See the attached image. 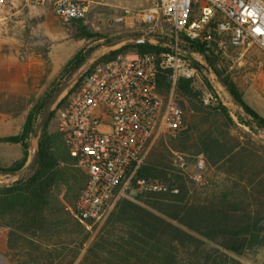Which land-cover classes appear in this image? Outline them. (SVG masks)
Listing matches in <instances>:
<instances>
[{
	"label": "built area",
	"instance_id": "obj_1",
	"mask_svg": "<svg viewBox=\"0 0 264 264\" xmlns=\"http://www.w3.org/2000/svg\"><path fill=\"white\" fill-rule=\"evenodd\" d=\"M5 1L0 0V10ZM45 1L23 0L31 6ZM88 10L89 0H54L52 5L53 14L63 23L85 19ZM131 16L142 17L148 31L156 33L147 42L161 50H125L95 64L79 86L56 104V128L86 174L72 208L84 224L98 220L110 202L126 196L127 190L179 192L169 181L135 176L157 135L175 136L187 129L175 96L179 79L201 85L204 106L225 104L221 94L203 81L204 54L232 62L255 47L264 56V0H155L145 10L125 8L113 20L122 23ZM191 42L201 49H191ZM258 64L264 66V59ZM160 69L169 72L168 97L157 87ZM174 164L186 169V155L176 153ZM194 166L190 176L197 184H205L204 161L197 158Z\"/></svg>",
	"mask_w": 264,
	"mask_h": 264
},
{
	"label": "trees",
	"instance_id": "obj_2",
	"mask_svg": "<svg viewBox=\"0 0 264 264\" xmlns=\"http://www.w3.org/2000/svg\"><path fill=\"white\" fill-rule=\"evenodd\" d=\"M80 21L69 22L75 23L76 33L73 38L96 36ZM128 48L139 52L161 50L160 46L149 42H134L104 54L93 66ZM190 48L201 49L200 45L194 42H191ZM93 50L81 48L74 53L29 109L21 130L16 134L0 136V143L19 144L22 151V156L10 165L0 163V174L15 175L26 163L29 170L27 177L18 179L11 185L0 186V226L11 229L13 227L14 230L23 228L24 231H29L28 235L32 237L31 241L37 247L36 250H46L48 247V244L38 238L52 236L54 230L59 237L64 233L65 226L69 225L68 222L64 223V218L69 215L65 211V205L57 197L49 196L47 193L53 182L37 184L41 174L57 167L60 159L65 160L70 157L74 160L61 140L58 141V146L49 143L51 138L48 136V124L54 112H47V107L56 100L62 85L85 63ZM204 55L214 75L229 93L233 102L250 117L245 119L237 112V119L253 131L264 129V118L244 101L242 92L235 82L215 66L217 59L210 54ZM81 79L82 77L73 89L79 86ZM157 87L164 96L168 94L170 89L168 70H159ZM176 94L187 98L192 103L196 100V90L186 79L178 80ZM65 99L66 96L62 97L57 105ZM179 103L182 105L180 101ZM199 103V106L193 104L196 110H212L213 112L220 110L227 121L233 122L225 106L220 104L216 107H206ZM18 112L14 111V113ZM38 119H40L37 126L40 142L33 156L29 158L31 139L37 135ZM219 126L223 131V125ZM186 131L187 129L182 133ZM211 133L209 132L205 137L209 141H205L204 146V150L210 152L216 149L210 138ZM146 162L144 160L139 166L135 178H155L161 172L158 167H163L162 163L158 166V164L152 165ZM67 184L68 182L65 183ZM257 185L260 186L258 192L261 199L258 200L254 214L244 212L239 217L231 214L230 208H234V205L213 201L189 202L184 200L181 192L177 194L137 192L136 200L121 196L114 202V208L107 218L106 224L111 226L85 249V253L75 264H209L212 261V252L205 248L209 242H216L223 250L234 254H242L249 247L264 246V226L261 216L264 211V178L258 181ZM67 190L63 194L64 199L67 198ZM72 226H74L72 233H76L72 241L77 247L73 252V258L67 264H73L85 241L79 238L80 223L74 221ZM9 235L8 246L12 247V241L18 235L12 232ZM183 253H187L186 260L182 258Z\"/></svg>",
	"mask_w": 264,
	"mask_h": 264
},
{
	"label": "rangeland",
	"instance_id": "obj_3",
	"mask_svg": "<svg viewBox=\"0 0 264 264\" xmlns=\"http://www.w3.org/2000/svg\"><path fill=\"white\" fill-rule=\"evenodd\" d=\"M155 0H152V4ZM54 0H46L43 5L50 10V15L43 20L41 25H47L52 31L58 30L60 32L65 31L69 39L80 40V45L76 52L81 48L94 49L91 55L87 58L85 63L70 76L69 79L62 85L56 100L47 107V112H54L49 124H48V136L51 138L49 143L53 146H58V141L63 142L62 136L56 128L55 110L58 100L67 96L72 92L76 82L90 70L93 64L110 51L116 50L121 46L131 45L136 40L147 39L151 36H155L156 33L148 31L146 24L142 22V17H128L125 22L118 23L110 18L108 12L100 8L99 4L91 3L89 0V10L85 19L80 22L87 27V29L95 33L96 36L92 38L77 39L73 38L76 33L75 23H63L57 16L53 14L52 5ZM151 4V5H152ZM31 6V5H30ZM40 6V5H39ZM32 27H36V24H31ZM42 30V28H41ZM43 32H39L38 38L43 39ZM45 36V35H44ZM33 46V45H29ZM128 48L127 50H132ZM75 52V53H76ZM251 52V53H249ZM249 58L241 57L240 59L220 62L217 60L216 67L222 70L224 75L229 76L232 80L234 78L244 77L245 73L255 72L257 70L264 69V66L258 64L259 59H264L263 54L255 47L249 51ZM31 54H40L38 60L40 64H35L32 61V65L27 68H21L20 66L12 65L7 68L9 73H5L6 77H9L12 81V90L10 92L0 94V116L3 114L6 117L5 120L0 118V134L10 135L18 133L25 121V117L36 102V100L44 93L49 87L50 83L57 77L65 63L67 61H60V64L53 66L50 56L46 51H33L29 49L27 51V61L30 63ZM245 54V55H246ZM33 57V56H32ZM19 62V60H12V63ZM233 63V64H232ZM201 75L206 86L213 90L218 91L221 94V98L225 103L226 111L229 115H233L235 121L229 122L225 118L224 114L219 110L213 112L212 110H196L193 104L199 106L201 85H193L196 90V100L192 102L187 98L175 96L182 103V111L185 122L188 126L185 133L179 135H171L169 133H161L157 135L148 147V153L145 158L146 163L156 165L162 163L163 167H158L161 171L156 179L166 180L176 185L179 188V192L183 194L184 200L189 202H219L229 203L235 207L230 208L233 216H240L244 212L254 214L257 208L258 200L261 199V195L258 190L260 188L256 183H249V176L251 172H246L245 177H229L216 170H212L205 163V159L200 155L203 151V138L211 132L212 128L217 131V126L223 125V129L228 133H233L235 136L241 138L244 142L254 141L257 144L256 147L260 148L262 154H264V129H258L257 131L251 130L247 125L241 123L236 116L238 112L236 107L228 103L230 97H227L219 90V81L214 75L211 67L204 62ZM22 82V85H21ZM26 82V85H25ZM168 94L165 97H168ZM227 97V98H226ZM228 100V102H227ZM14 111H19L14 113ZM10 117V121L7 118ZM245 118L247 116L244 115ZM36 124L37 135L32 137L29 154L31 158L34 152L37 150L33 145V140L36 138L37 144L40 142L38 123ZM0 135V136H2ZM64 144V142H63ZM176 153H183L186 155L187 167L181 169L174 164V155ZM21 156L20 145L10 143H0V163L3 165H10L16 159ZM197 158H201L204 161L205 169L203 170V176L206 181L205 184H197L190 176L194 171L192 166ZM28 163L15 175L0 174V186L11 185L14 181L25 178L29 174ZM191 164V169L188 168ZM164 170V171H162ZM52 181L50 190H47L49 196L57 197L61 200V203L65 205V211L69 213L67 218H64V223L68 222L69 225L65 226L64 233L61 236H57L56 231H53L52 236L41 237L44 243L48 244L46 250H36V246L31 241L29 231L12 229L6 226H0V231L5 230L7 235V254L11 264H67L73 258V252L76 250V244L72 240L76 237L74 221L79 222L72 213L73 203L76 200L78 192L82 185L86 182L85 172L78 167L74 160L67 157L65 160L60 159L57 167L44 172L37 184L48 183ZM65 185V183H67ZM71 188L70 190H67ZM67 192V198H63V194ZM57 194V195H56ZM137 192L134 190L126 191V198L136 200L135 195ZM114 199L110 202L104 214L96 221L88 222L86 224L80 223L81 235L79 238L84 240L82 248H80L77 258L73 262L75 264L81 256L85 253V249L100 235L104 234L106 229L111 226H107V218L114 208ZM50 208V207H49ZM262 224L264 226V211L261 214ZM15 228V227H14ZM16 231V232H15ZM12 232L15 235V239L12 241V247L8 246L9 233ZM264 233V229H263ZM21 235V237H20ZM75 246V247H74ZM205 248L211 250L212 261L209 264H264V246H253L246 249L242 254H234L223 250L218 243L209 242L205 245ZM183 259L186 260L187 253H183Z\"/></svg>",
	"mask_w": 264,
	"mask_h": 264
},
{
	"label": "crops",
	"instance_id": "obj_4",
	"mask_svg": "<svg viewBox=\"0 0 264 264\" xmlns=\"http://www.w3.org/2000/svg\"><path fill=\"white\" fill-rule=\"evenodd\" d=\"M91 3L99 4L100 8L108 12L110 18L116 17L125 8L145 10L152 6V0H91ZM45 6L48 5L30 6L24 3L23 0H6L0 10L1 95L12 90L13 83L5 75V73H9L7 68L12 65L27 68L32 65V61H35V64L41 63L38 60L40 54H31L33 57H30V63L27 61V51L29 49L35 52H48L53 66H58L60 61H67L80 45V40L69 39L65 31H52L47 25H41V23H44L43 20H46L50 15V10ZM33 23L36 24V27H32L31 24ZM41 31L43 32L41 36L43 35L44 38L40 40L38 35ZM249 56L246 54L244 58H249ZM13 59L19 60V62L12 63ZM233 81L241 90L244 101L264 118V69L250 72L249 74L245 73L244 77L234 78ZM219 90H222L225 95L223 87L219 86ZM228 103L236 107L234 109L242 116L245 115L231 97ZM230 116L235 121L234 116L231 114ZM0 118L6 119L4 114ZM249 118L247 116V119ZM7 120L10 121V117ZM211 132L210 138L214 142L216 149H213L212 152L203 149L200 153L204 157L206 165L212 170L229 177L242 178L245 177L246 172H251L248 177L249 183L257 184L258 181L264 178V154H262L260 148L256 147L257 144H254L256 142L250 140L249 142H244L233 133H228L225 130L221 131L220 126H217V131L212 128ZM205 141H209V139L203 138V147L205 146ZM192 166L195 167L194 164ZM188 168L191 169V164ZM7 251L6 231L1 230L0 264H11Z\"/></svg>",
	"mask_w": 264,
	"mask_h": 264
},
{
	"label": "water",
	"instance_id": "obj_5",
	"mask_svg": "<svg viewBox=\"0 0 264 264\" xmlns=\"http://www.w3.org/2000/svg\"><path fill=\"white\" fill-rule=\"evenodd\" d=\"M136 42H147V39L145 40V39H139V40H136ZM219 86H221L222 87V85H221V83L219 82ZM224 92H225V95L227 96V97H231L230 95H229V93L224 89ZM33 145H34V147L37 149L38 148V144H37V140H36V138L33 140Z\"/></svg>",
	"mask_w": 264,
	"mask_h": 264
}]
</instances>
